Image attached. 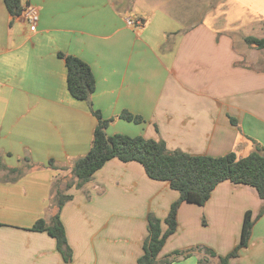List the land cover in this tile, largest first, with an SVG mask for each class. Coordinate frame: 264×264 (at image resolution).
<instances>
[{"label":"crops","instance_id":"1","mask_svg":"<svg viewBox=\"0 0 264 264\" xmlns=\"http://www.w3.org/2000/svg\"><path fill=\"white\" fill-rule=\"evenodd\" d=\"M218 3L225 13L217 21L231 4L264 36V0H20L22 11H38L34 31L22 11L14 16L0 0V264H136L148 215L165 230L179 197L140 163L112 158L81 187L72 178L65 191L72 196L60 211L69 262L47 232L30 229L50 220L53 184L88 152L97 125L89 104L70 95L58 53L90 66L89 101L108 120L107 134L163 140L168 150L190 155L264 148V49L245 44L252 34L239 15L234 33L205 23L200 13ZM129 16L143 19V27L128 26ZM122 111L142 121L121 119ZM27 165L10 181V168ZM262 207L253 187L223 181L205 204L181 203L177 229L158 259L219 264L239 242L250 211L248 244L228 264H264Z\"/></svg>","mask_w":264,"mask_h":264},{"label":"trees","instance_id":"2","mask_svg":"<svg viewBox=\"0 0 264 264\" xmlns=\"http://www.w3.org/2000/svg\"><path fill=\"white\" fill-rule=\"evenodd\" d=\"M4 3L10 14L14 16L22 11L20 0H4ZM243 40L251 48L264 49V36L247 35ZM58 56L65 61L67 89L70 95L75 99L86 101L92 114L97 118L90 149L85 155L78 157L70 168V174L77 180L76 186L84 185L108 160L117 158L122 162L140 163L150 179L168 182L170 188L179 193V197L171 203L163 220L166 225L165 230L162 229V221L159 218L152 213L148 215V235L143 243V252L136 264L169 263L168 258L158 259V255L167 238L177 229L179 206L183 202L205 204L219 183L228 180L234 184L251 186L258 196L264 199V148L262 146L256 145L254 151L244 156H238L233 151L222 156L190 155L180 150H168L163 140L122 133L107 134L108 120L103 119L100 112L94 109L89 101L95 90V78L90 66L76 56L63 53H58ZM119 117L135 123L142 121L140 116L127 111H122ZM30 166L10 168L9 172L13 174L10 181L17 180ZM0 167H3L1 163ZM61 180L66 179L60 176L55 182ZM70 186L71 182L59 189L56 187L53 196L54 212L50 220L47 222L40 218L30 227L33 231L47 232L54 238L56 247L66 262L71 260L72 250L60 220V211L64 203L72 197L65 194ZM263 213L264 207L260 210V214ZM252 225L251 212L246 211L239 242L226 255L219 256V264H228L230 258L238 256L239 251L247 246ZM204 250L210 255H215L209 248L204 247ZM179 252L175 251L174 254Z\"/></svg>","mask_w":264,"mask_h":264},{"label":"rangeland","instance_id":"3","mask_svg":"<svg viewBox=\"0 0 264 264\" xmlns=\"http://www.w3.org/2000/svg\"><path fill=\"white\" fill-rule=\"evenodd\" d=\"M227 7L231 11H229L227 16L221 17L220 21H217L215 19L220 14L225 13L224 7L220 6V3H218L216 5V8H212L211 10H207V9L203 10L200 13V15L202 17H204L205 23H207L209 25H216L217 24L222 30H227V31L233 32V33L237 32L239 30L240 25L234 26L231 24V21H232L234 16L239 15L238 18L240 19L242 17V19H243V27L248 26L246 28L247 33L252 34V35L261 36V33H260L259 29L257 28V26L255 24H252V22L250 20L246 19L245 15L242 12L243 10L238 9V7H233L231 4L227 5ZM233 10H235L236 12ZM245 21H248L249 23H247ZM72 178H73V176L69 172L68 175L65 176L66 180H64V181L61 180V181L55 182L56 184H55V187H53V194L55 193L56 187H58V189H59L60 187L65 186L66 183L71 182Z\"/></svg>","mask_w":264,"mask_h":264},{"label":"built area","instance_id":"4","mask_svg":"<svg viewBox=\"0 0 264 264\" xmlns=\"http://www.w3.org/2000/svg\"><path fill=\"white\" fill-rule=\"evenodd\" d=\"M25 20L29 25V30L34 31L36 28V24L38 21V11L33 6H28L22 11ZM126 24L128 26L134 27L136 29H140L144 25V20L138 17L129 16L125 18Z\"/></svg>","mask_w":264,"mask_h":264}]
</instances>
